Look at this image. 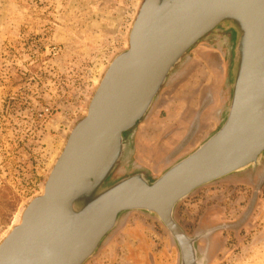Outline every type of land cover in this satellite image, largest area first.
Listing matches in <instances>:
<instances>
[{
    "label": "rangeland",
    "instance_id": "374dc122",
    "mask_svg": "<svg viewBox=\"0 0 264 264\" xmlns=\"http://www.w3.org/2000/svg\"><path fill=\"white\" fill-rule=\"evenodd\" d=\"M143 1L0 0V244L29 203L43 195L109 65L129 48ZM233 41L231 33L202 40L149 113L154 135L165 124L186 127L185 147L176 152L184 135L179 131L166 154L175 163L226 121ZM143 171L130 157L118 175ZM174 217L197 239L200 264H264V158L256 170L195 190L178 203ZM85 264H182V259L160 218L133 211Z\"/></svg>",
    "mask_w": 264,
    "mask_h": 264
},
{
    "label": "water",
    "instance_id": "95a60500",
    "mask_svg": "<svg viewBox=\"0 0 264 264\" xmlns=\"http://www.w3.org/2000/svg\"><path fill=\"white\" fill-rule=\"evenodd\" d=\"M234 36L231 102L221 129L162 176L118 175L131 138L184 59L206 37ZM264 158V0H144L129 48L109 65L46 181L0 244V264H85L123 215L157 216L195 264L178 203Z\"/></svg>",
    "mask_w": 264,
    "mask_h": 264
},
{
    "label": "crops",
    "instance_id": "0c3cea01",
    "mask_svg": "<svg viewBox=\"0 0 264 264\" xmlns=\"http://www.w3.org/2000/svg\"><path fill=\"white\" fill-rule=\"evenodd\" d=\"M177 127L174 129L178 130H173L171 125L165 124L161 127L159 134L154 135L157 128L151 116L148 115L144 122L136 129L132 136L133 147L131 158L135 159L138 168L144 169V173H148L147 171H149L159 178L172 166L174 162L171 156L166 154L171 150L172 141H176V138L181 136L179 131L185 128L184 125ZM149 131L153 134L152 136L149 135Z\"/></svg>",
    "mask_w": 264,
    "mask_h": 264
},
{
    "label": "flooded vegetation",
    "instance_id": "af4514ba",
    "mask_svg": "<svg viewBox=\"0 0 264 264\" xmlns=\"http://www.w3.org/2000/svg\"><path fill=\"white\" fill-rule=\"evenodd\" d=\"M185 127V126H184ZM174 128H178V127H173V130H178V129H174ZM182 132H184V135L182 134V137H183V141H181L180 142V144H181V146L178 148V149H176V152L178 151V150H180V149H182L183 147H185V144H186V141H187V138H188V136H187V133H186V127L185 128H183L182 130H181ZM195 152V151H194ZM193 152V153H194ZM192 154V153H191ZM190 154V155H191ZM190 155H187V156H185V157H183L182 159H180V161L181 160H183V159H185L186 157H188V156H190ZM176 162V161H175ZM173 163L172 164V166H174L176 163ZM171 166V167H172ZM174 221L176 222V224L178 225V227L182 230V232L184 233V235L190 240V241H192V244H193V246H194V250H195V264H200L199 263V260H198V257H197V254H198V252H197V247H196V241H197V239L196 238H190L189 236H188V234L181 228V226L177 223V221L175 220V217H174ZM166 226V225H165ZM168 229V228H167ZM169 230V229H168ZM169 232L171 233V231L169 230ZM171 235L173 236V234L171 233ZM174 237V236H173ZM174 239H175V237H174ZM176 240V239H175ZM176 242H177V240H176ZM177 244H178V246H179V243L177 242ZM179 250H180V253H181V259H182V264H183V255H182V251H181V248H180V246H179Z\"/></svg>",
    "mask_w": 264,
    "mask_h": 264
}]
</instances>
